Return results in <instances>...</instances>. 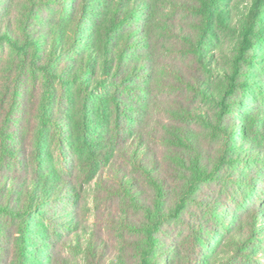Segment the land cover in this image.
<instances>
[{
	"label": "rangeland",
	"instance_id": "374dc122",
	"mask_svg": "<svg viewBox=\"0 0 264 264\" xmlns=\"http://www.w3.org/2000/svg\"><path fill=\"white\" fill-rule=\"evenodd\" d=\"M143 1L110 36L127 0H0V186L59 180L39 213L0 212V264H264V3L219 0L206 22L195 0Z\"/></svg>",
	"mask_w": 264,
	"mask_h": 264
},
{
	"label": "trees",
	"instance_id": "16d2710c",
	"mask_svg": "<svg viewBox=\"0 0 264 264\" xmlns=\"http://www.w3.org/2000/svg\"><path fill=\"white\" fill-rule=\"evenodd\" d=\"M196 1V5L194 6L195 12L202 14L205 18H206V22H209V19L211 18L212 12H213V8L216 6V4H219V0H195ZM264 3V0H254L253 1V12L255 13V16H258V13H261L262 9L260 8V5ZM109 5V3H105L104 6L107 8ZM146 3L142 0H127L126 3L122 2L120 5L119 3L114 5L112 7V12H111V19L110 22L107 26H112L111 29H109V27H107L105 29L106 34L111 36V32L112 34L115 33L116 30L122 28L127 22H131L137 18H139L140 14L143 12L142 10L146 9ZM146 16V15H145ZM219 17L221 16V14L218 15ZM250 23L248 24V27L246 28V30L244 31V38L242 40L241 46L239 48V56L243 57L245 55V52L253 46V42H252V36H253V29L255 27V22H254V17L250 18ZM84 23V21H82ZM107 31H110L107 33ZM75 35L77 36H81V33H75ZM133 35V34H132ZM7 37L6 34H0V41L4 40ZM79 38V37H78ZM76 39V38H75ZM85 41L88 49L86 51V56L84 58L81 57V72L82 75L80 76L81 79L83 80L84 77V72L86 74V72H88V70L86 69L87 63L89 64H96V61H99V57L98 54L96 53V48H95V43L93 42V40L86 37ZM142 39H138L136 37V39H131V38H127L125 39V43L127 45H125V48H134V47H140L141 46V42ZM122 58H123V54H122ZM111 58L108 56H104L102 58V64H103V68H102V72L100 74V79H94L96 82V86L98 89L100 88H105L106 87V72H108V64L107 62L111 61ZM119 60L121 62V57L119 56ZM86 62V64H85ZM119 62V65L121 64ZM84 63V64H83ZM207 65H209V63L207 62ZM121 69V68H120ZM134 68H131V73H134ZM120 71V70H118ZM91 74H95V69L93 66V69L88 72ZM136 73V72H135ZM237 74V67H235L233 74L231 75V81L229 84V89L230 92L233 91L235 85H234V78L235 75ZM123 76H133L130 75V73L127 74H123ZM135 76V74H134ZM126 79V78H125ZM89 81H87L88 83ZM69 83V81H68ZM82 87H86V84L84 83V85H82ZM222 107H225V103L222 102ZM228 107L224 108V110H227ZM147 146H140L139 148L135 149V153L133 155V159L137 158V156H141L139 161H141V166L140 168L143 169L144 173L149 177H152L154 174V171L152 170V168L149 166V163L147 162V154H149L150 150L146 148ZM151 162L152 164H155L157 162V157L155 155H151ZM136 161V160H135ZM196 173L199 174V178L200 180H210L211 178H213L215 176V173L217 172L216 169H219L218 166H216L215 168H208V167H202L200 168L199 165H196ZM121 181L124 184V189L126 190V192L129 194L130 187L132 184L135 183V181L131 178H125V179H121ZM59 182V180L57 179V177H53L52 180L47 182H44L41 186L42 189L39 190L40 185H38V182H34L32 180L30 181H24L22 178H19V180L17 182L14 181H7V182H1V188H0V212L1 213H9L12 215H18V216H30L33 212L35 213V211L37 213H39V211H37L38 209L36 208L38 203H40V200H45L49 197V194L52 193L51 191V184H57ZM64 182V181H63ZM22 184V185H21ZM55 186V185H53ZM22 193H25V196H23L24 199V203H23V199L20 198V194L22 195ZM22 203V204H21ZM32 206H36V207H32ZM36 213V214H37ZM259 216L254 217L253 218V223L251 225L252 230H251V235L250 238H254V235L256 234V226L258 225L257 220ZM143 264H151L150 261H148L146 259V257L143 259Z\"/></svg>",
	"mask_w": 264,
	"mask_h": 264
}]
</instances>
